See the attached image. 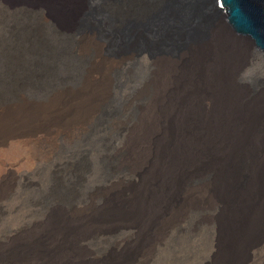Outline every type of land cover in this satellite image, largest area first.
Segmentation results:
<instances>
[{
	"label": "bare ground",
	"instance_id": "bare-ground-1",
	"mask_svg": "<svg viewBox=\"0 0 264 264\" xmlns=\"http://www.w3.org/2000/svg\"><path fill=\"white\" fill-rule=\"evenodd\" d=\"M90 5V0H0V217L18 182L35 187L27 171L35 172L36 166L23 170L32 155L7 153L12 145L34 142L50 149L75 127L86 134L100 130L108 140L121 134L127 141L134 122L143 119L140 135L116 152L100 153L105 182L83 195L90 169L85 156L78 163L52 166L46 190L29 202L35 222L0 233V264H146L173 238L200 234H206L209 249L201 264H264V105L255 106L246 124L242 109L232 112L236 104L231 118L223 119L230 102L238 103L231 97L234 87L227 83L223 56L235 41L221 21L237 35L229 17L208 0L109 2L108 11L119 16L116 34L127 44L109 49L98 32L82 25ZM91 18L108 24L103 15ZM250 43L257 53L255 42ZM241 53L246 60L248 53ZM66 58L84 66L73 87L58 80L55 70ZM194 58L198 72L192 71V80L201 79L200 69H207L211 80L202 85L203 96L200 86L186 92L182 82ZM142 61L152 71L163 67L166 88L162 96L152 74L125 104L139 116L127 123L114 106L113 92ZM46 85L54 86L44 99L29 96ZM189 92L192 113L202 114L209 99L207 111L221 116L212 124L201 122V128L242 124L239 139L187 134L186 126L178 127L162 99L182 101Z\"/></svg>",
	"mask_w": 264,
	"mask_h": 264
},
{
	"label": "rangeland",
	"instance_id": "rangeland-1",
	"mask_svg": "<svg viewBox=\"0 0 264 264\" xmlns=\"http://www.w3.org/2000/svg\"><path fill=\"white\" fill-rule=\"evenodd\" d=\"M122 1H130V0H90L91 5L89 8V11L84 17V20L82 21V25H84L87 28L94 29L96 32L99 33V35L103 37V39H105V41L108 43L109 49H111V47L114 48V46H119V47H122L123 49V47L127 46V44H125L123 40L122 42L120 41V38L116 34L119 29V25H118L119 16H116V15L112 16V14L107 9L108 7L106 6V4H108L109 2L111 3V2H122ZM99 15H103L105 17L104 20H106L108 24L104 25V22H102V20L100 21L101 24L99 22H94V20L91 18V17L98 18ZM88 21L89 22L93 21V22L89 24ZM130 22L131 21H126L125 23H130ZM221 23L224 26L223 27L224 30L229 35L228 37H230L231 40L235 41L234 43L232 42V44H229V43L227 44V47H225L227 54L225 53L223 54V56L225 58V64H226L225 66L226 67L227 65L229 66L227 68V70L229 69L228 70L229 78L227 79V83L231 82L232 84L231 83H228V84H230L231 87H234L233 88L234 95H232L231 97L235 100L237 99V102L239 103L238 104L236 102H230L232 103V105H228V110L226 114L224 115L223 119L231 118V108L233 107V104H236L234 105L232 112L234 111L235 108L242 109V117L244 118V122L246 124V122L249 119H251L250 116L254 115V113L257 112L255 106L259 105V102H262L264 105V57L257 56V53L255 52L250 41H248V44H246L247 46L246 47L243 43L245 39L243 37L235 35L230 29V27L226 24L225 19L222 20ZM233 44H234L235 51L233 48ZM139 46H140V42H137V45L136 44L134 45V47L138 49L140 48ZM147 46L150 47L151 45L148 44ZM223 46L225 45H222V50H223ZM230 46H232V48ZM246 48L248 49V51ZM242 49L245 50L246 53H248L246 60L242 59L244 58L241 53ZM236 52H238V54ZM217 54L218 52L215 54H212L211 57L215 58ZM221 55L222 53L220 54V58H221ZM195 61H196V58H194L189 64V66L184 70V74L182 76V82L185 88L184 90L186 92L191 91L196 85L200 86L198 93L199 95L203 96L205 92H204V89L202 91V85L205 88L206 87L205 83L210 84L211 80L208 79L206 76L205 71L207 69L204 70L203 73H202L203 69H200L201 71L200 74H202V76L204 77V80L202 76H201V79L197 78L194 81L192 80V71L197 70L198 72V69L194 68ZM205 65L206 64L202 65L201 67ZM152 67L153 66H150L145 61H142L141 64L139 63L134 64L131 74L127 78H125V80L120 78V81L113 92L114 93L113 102L115 104L114 106L117 109L119 107V110L121 111L120 114L122 117L126 118L125 122L127 121V123L134 122L135 120L139 118V116L135 112L133 113L131 108L130 109L127 108V105L125 104H127V102L131 99L135 91L144 82L146 83L147 81L153 79L152 74L155 75L156 82L159 85L158 86L159 91L160 93L162 92L161 94L163 96V92L165 91V88H166L164 84L166 77H165V74L163 73V67L161 65H157L155 69H153V71H152ZM83 69H84L83 64L79 65L77 62H74L72 59H69V58L63 59L55 67L58 80H61L62 82H65L66 84H70V85L77 84L82 73L84 72ZM2 71H3V64L0 61V73ZM162 82H164L163 85H161ZM52 86L54 85H49V86L46 85L45 90L43 89L38 92L29 91L28 94L30 97L34 99L42 100L48 95L49 91L51 90L50 87ZM73 86L74 85H72V87ZM160 87H162L163 89L162 88L160 89ZM187 96L188 97H185L184 99H182V101H180L176 96L174 98L169 99L171 101H169L168 99L161 98L162 104L164 102L163 105L170 106V108L173 109V112L171 110V113L173 117L175 118V122L178 127H180L181 125L186 126L187 134H198V133H205V132L221 133L222 135L228 136L229 138H232L235 140L239 139L240 137L239 135L242 133V131H244V129H241L243 127L242 124L238 126L239 128L229 127V126H223L222 128H220L219 124L217 125L213 124V126H211L213 129L212 128H201L200 127L202 126L201 122L206 121V123H209V124H212V122L215 123L218 118L217 116L219 115L216 112L212 113L209 110L207 111V109H209L207 107H210V104H211L210 101H208L209 99L205 100L204 106L206 109L203 110L202 114L197 115L194 112L193 114L192 111L194 110L192 109V106H191L193 98H192V95H190V92L187 93ZM215 98L217 99L216 96ZM187 99H189L188 101L190 103L186 101ZM165 100L167 102L166 104H165ZM182 104L185 106H183ZM189 104L190 106H188ZM174 105L175 106L177 105V107H175ZM238 105H242V106L238 107ZM172 106L175 107L176 109L173 108ZM178 106L180 107V109ZM182 106L185 108H183ZM186 106H188L189 108ZM184 109L190 112H187ZM125 111L127 113H125ZM198 119L201 121H199ZM142 120L143 119H141L139 122V119H138L136 122H134L133 124L134 126L132 125L133 129L131 130L130 139H128L127 141L125 140L126 138L125 139L122 138L123 136L121 134H117V133L112 134L111 137L113 139L110 138L108 140V137L104 136V133H102L103 135L101 136L100 130H93L92 132L91 130H89L90 132L88 133L89 134L88 135L86 134L87 133L86 131L85 132L83 130L80 131L81 129H78L77 127H75L72 131L74 134H76L75 136L73 133H71V136H69L68 138H65L66 140L63 139L59 141L53 148L51 147L52 149L51 148L49 149V146L45 144H42L43 145L42 146L41 144H36L34 142H31V143L28 142L23 147H17V148H15L16 147L15 145L14 146L12 145L10 149L7 151V153L10 154L12 152L11 155H15L16 157L21 156L20 154L21 152L23 155L24 154L28 155V157L32 155L31 156L32 158L29 157L30 159H32L30 161L32 163H29L27 165L24 164L23 170L26 171L25 169L28 168V165L30 167L31 164H34V166H36L37 170L34 167L35 172L27 171L28 174L26 173L28 176V181H32L33 183H35L34 185L35 187L27 188V186H25L24 184L21 185L19 184L21 182H18L15 188V190L17 189L16 190L17 192L15 191L16 193L15 192L13 193L11 199L8 200V202L6 203L7 205L4 206V209L2 212L3 214H1L0 233L1 234L11 233L13 229L15 231V228L16 230H19L20 228L25 227V226H30L31 224L35 222L34 219H32V216L34 215L33 214L31 215V211L29 207V202L31 201L30 199L32 198L34 199V197H39L40 195H42V193L46 190L45 188L47 187V184L50 183L51 176L53 174L52 171H55L54 168L56 169L58 166L62 164L72 163V162L78 163L80 162V158L82 156H85L86 159L88 160L90 164V169L88 170L86 174V180L83 186L84 191L81 193L82 195L91 191L93 187H95L96 185L105 182L104 173L102 170V166L98 160V156L100 155V153L103 152V150L105 151L109 150V151L116 152L120 148L122 143L124 142L130 143V140L133 138L136 140L140 135V131L138 130V127L140 125L142 126ZM194 120L199 121V123H197V126L193 124ZM207 121H211V122H207ZM218 121H219V118H218ZM231 124H233V122H231ZM222 125H224V123H222ZM224 128L227 130H225ZM101 138L103 140H101ZM119 139H121V141ZM107 143H110L108 144V146L110 147L109 149L105 148ZM37 145L40 147H37ZM57 147L59 149H56ZM50 150H52V152ZM34 162H36V164L39 163L38 165L40 166L37 167L38 165H36ZM52 166H54V168ZM1 169L2 168H0V170ZM30 177L31 178L33 177V178L31 179ZM9 201H12V202H9ZM6 206L7 208L9 206L10 208L12 207L11 210L10 208H9L10 211H8V209L6 210L5 209ZM18 222L20 223L18 224ZM15 226H18V227H15ZM4 230L7 232H5ZM200 235H198L199 237L197 236L189 237V238L184 237L185 239H183L184 235H182L181 237L179 236V237L173 238L172 240L174 242L170 241L171 243L167 244L166 248L165 247H161L162 249L159 248L162 250L161 252L159 249H157L155 252L156 255L153 254L152 255L153 259L151 258L150 261L146 264H201L202 261L206 259L209 249L207 245L208 240H207L206 234L205 235L200 234Z\"/></svg>",
	"mask_w": 264,
	"mask_h": 264
},
{
	"label": "water",
	"instance_id": "water-1",
	"mask_svg": "<svg viewBox=\"0 0 264 264\" xmlns=\"http://www.w3.org/2000/svg\"><path fill=\"white\" fill-rule=\"evenodd\" d=\"M229 17L237 36L256 44L264 57V0H208Z\"/></svg>",
	"mask_w": 264,
	"mask_h": 264
}]
</instances>
